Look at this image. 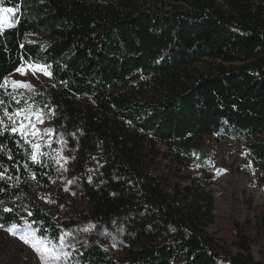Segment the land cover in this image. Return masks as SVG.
<instances>
[{"label":"trees","instance_id":"trees-1","mask_svg":"<svg viewBox=\"0 0 264 264\" xmlns=\"http://www.w3.org/2000/svg\"><path fill=\"white\" fill-rule=\"evenodd\" d=\"M0 6L17 11L14 25H0V84L21 57L51 73L9 111L24 100L42 109L52 132L41 151L67 160L62 170L50 157H40L47 167L33 165L29 145L0 136V164L21 180L0 193L4 206L15 207L3 213L2 229L22 225L23 216L54 240L61 229L78 233L70 249L76 264H264V206L251 207L244 222L228 218L226 237L209 231L218 144L241 147L264 191V0ZM6 92L20 98L10 81L0 88L7 103Z\"/></svg>","mask_w":264,"mask_h":264},{"label":"rangeland","instance_id":"rangeland-1","mask_svg":"<svg viewBox=\"0 0 264 264\" xmlns=\"http://www.w3.org/2000/svg\"><path fill=\"white\" fill-rule=\"evenodd\" d=\"M0 8H8L0 6ZM14 10V9H13ZM17 11L12 13H0V25L2 27L12 26L16 23ZM33 40H41L43 36L38 35L31 37ZM36 65L44 66L30 61ZM50 73V70L47 69ZM50 80V76L41 72L32 74L31 71L27 75H21L15 72L10 77L11 81H23L33 85L32 91L35 88L43 87ZM16 92H22L24 89H16ZM35 119V117H33ZM36 127L41 130L42 139L46 140L49 136L43 135L44 129H49L48 122L44 119L43 124H37ZM62 140H59L61 143ZM160 151H166L164 146L158 145L156 147ZM241 147L231 140L223 141L216 146L213 154V171L216 177L214 185L211 190L215 197V222L209 227V231L219 237H226L230 234L229 219L232 216L236 217L240 222H244L246 218H252L253 212L251 207L254 205L264 206V191L261 189L258 174L251 171L242 156ZM65 158V157H63ZM163 160V158H158ZM64 159L61 160L63 162ZM163 163H169L164 160ZM190 166V165H189ZM188 166V168H189ZM179 169V167H175ZM161 169H164L161 167ZM182 171H186L185 168ZM250 206L248 207V204ZM78 233L72 234L69 239L76 244L80 240ZM65 252H70V248H65ZM253 255L256 260L261 257L258 254V248L253 247ZM264 259V258H263ZM264 262V261H263ZM227 264V262H221ZM0 264H41L39 256L33 248L22 242L17 236L11 235L5 229L0 228ZM56 264H76L71 255L65 260L62 259Z\"/></svg>","mask_w":264,"mask_h":264},{"label":"snow or ice","instance_id":"snow-or-ice-1","mask_svg":"<svg viewBox=\"0 0 264 264\" xmlns=\"http://www.w3.org/2000/svg\"><path fill=\"white\" fill-rule=\"evenodd\" d=\"M0 3H3V0H0ZM13 11V8H0V13H12ZM21 47H23V45H21ZM21 60V66L16 69V72L21 75H27L28 72L31 71L33 75L37 72H41L45 75L51 76V73L47 71L45 66L25 62L22 57ZM8 83L9 81L6 78L4 83L0 84V88L6 90ZM10 83L13 90L33 88V85L23 81H11ZM6 95L10 98L9 102L6 103L3 98H0V112H2V114H0V136H4L5 133L9 136L15 135L23 141V144L29 145L31 151L28 152L25 150V155L33 165L47 167V164H45L40 157H50L55 159V162L60 165L61 170L64 169V164L61 163V160L64 159V162L66 163L67 160L65 158L51 157L50 153L41 151V148L44 145L39 142L42 139V135L41 130L38 129L36 125L44 123L43 110L39 107H34L33 104L28 103V100H24L23 106L13 108L12 111H9V108L12 106L11 102H14L16 105H21L23 93H18L20 97L19 99L17 98V95H13L10 92H6ZM33 117H35V119H33ZM51 132L52 129H44L43 135H48ZM17 143L19 144V141ZM46 143L47 142L45 141V144ZM5 147L6 145H0V151H3ZM56 155L58 157L59 153L57 152ZM7 156L9 160L12 159L10 151L7 152ZM0 167H3V171L0 172V182H10L7 184V188L0 186V193H6L8 189L17 187L21 183V180L18 176L13 179V176L9 174L8 167L3 164H0ZM23 167L25 170H29L27 162L24 163ZM17 171H19V168H17ZM29 175L31 179H36L34 172L29 171ZM89 180H91V177H89ZM69 183H74V181H69ZM19 198L20 197L13 198V205H15L16 199ZM5 204L6 202L3 199H0V207H2V211H0V220L4 219L3 213H12L15 211V207L10 208L4 206ZM20 211L26 212L27 217L33 215V213L28 210L27 206L22 207ZM16 215H20V213L16 212ZM21 220H23L22 225L17 226L13 224L5 230L11 235L17 236L23 243L30 245L39 256L41 264H56V262L62 259L66 260L72 253L65 252V248H70L73 251H76L75 244L69 239V237L72 236L70 231L61 229L59 237L54 240L45 235H38V233L41 232V229L39 227H33V225L37 223L36 221H29L23 216H21ZM2 227H4L3 224H0V228ZM83 230L88 231L89 229L85 228ZM43 231L47 232V229H44Z\"/></svg>","mask_w":264,"mask_h":264}]
</instances>
